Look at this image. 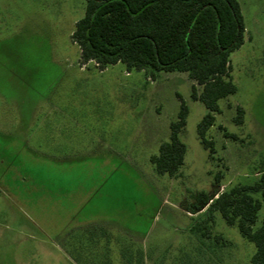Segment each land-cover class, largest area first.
<instances>
[{
  "label": "rangeland",
  "instance_id": "obj_1",
  "mask_svg": "<svg viewBox=\"0 0 264 264\" xmlns=\"http://www.w3.org/2000/svg\"><path fill=\"white\" fill-rule=\"evenodd\" d=\"M238 1V91L219 102L211 157L198 136L208 110L187 73L153 79L121 62L83 64L72 35L86 0H0V264H92L101 251L79 244L102 234L111 264H122L124 247L142 250L145 264H251L256 247L236 225L207 208L187 212L197 193L254 185L264 173V0ZM182 102L185 162L175 177L160 175L150 158Z\"/></svg>",
  "mask_w": 264,
  "mask_h": 264
},
{
  "label": "trees",
  "instance_id": "obj_2",
  "mask_svg": "<svg viewBox=\"0 0 264 264\" xmlns=\"http://www.w3.org/2000/svg\"><path fill=\"white\" fill-rule=\"evenodd\" d=\"M245 30L238 0H86L85 15L76 23L72 39L80 47L83 64L95 62L102 70L121 62L128 70L149 71L153 79L162 71L187 73L195 83L192 99L208 110L198 125V136L212 157L215 147L207 134L215 125L216 114L222 112L219 102L238 91L230 74V57L245 43ZM188 115L189 107L182 102L177 120L171 123L169 141L150 158L160 175L175 177L184 165L187 146L180 134ZM244 117V109L238 107L236 124H242ZM193 198L187 212L198 214L206 208L211 214L219 212L227 224L236 225L255 245L251 264H264V217L258 224L264 173L254 185L225 192L215 188ZM207 224L205 221L204 226ZM206 230L204 236L210 237L208 227ZM101 238L91 248L86 242L79 247L89 255L101 251V258L92 264H111L109 237L102 234ZM120 257L122 264L146 262L142 250L134 253L129 247L122 248Z\"/></svg>",
  "mask_w": 264,
  "mask_h": 264
}]
</instances>
